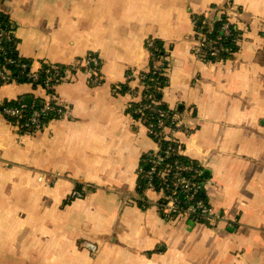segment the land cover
<instances>
[{
	"label": "crops",
	"instance_id": "crops-1",
	"mask_svg": "<svg viewBox=\"0 0 264 264\" xmlns=\"http://www.w3.org/2000/svg\"><path fill=\"white\" fill-rule=\"evenodd\" d=\"M225 2L238 49L205 62L191 19ZM0 17L23 63L65 67L51 92L0 79V264H264V0H0ZM148 39L165 48L161 102L186 114L181 155L202 168L213 224L166 220L143 187L154 142L131 90ZM29 100L65 114L28 134L3 109Z\"/></svg>",
	"mask_w": 264,
	"mask_h": 264
},
{
	"label": "built area",
	"instance_id": "built-area-1",
	"mask_svg": "<svg viewBox=\"0 0 264 264\" xmlns=\"http://www.w3.org/2000/svg\"><path fill=\"white\" fill-rule=\"evenodd\" d=\"M221 15H225L226 19L221 26L218 27L220 31L219 36H215L213 40H206L201 32L194 31L193 36V53L201 60L209 50L210 56H215L221 50L223 36L230 35V26L235 24L232 17V5L230 2L223 3L218 9L209 11L204 14L202 24H208L210 29L205 34H211L214 29V24L221 21ZM192 25L194 19H191ZM12 37L8 33L0 34V55L4 58L5 63L19 67V73L25 78V81L33 86H41L46 91H53L56 86L61 84L65 76V67L62 64H52L40 67L36 70L28 63L17 64L16 61L6 56L4 45L11 41ZM148 67L147 70L152 72H163L166 70L165 56L158 55V48L154 47L151 39L145 42ZM217 58V57H215ZM82 67L89 75L90 83L93 85L100 84L101 77L99 74L100 62L96 57L86 59L82 63ZM80 66H71L72 72H79ZM140 71L137 74V82L139 87L131 90L136 102L139 106L135 108L134 113L143 121L148 135L154 142V149L146 154V161L150 164L148 169L141 171V177L144 181V186L150 190H160L163 198L159 202L158 207L161 215L166 220L175 218H183L188 222L193 223H211L213 224L214 217L211 215V210L205 198L199 196V192L203 190L204 185L201 180L202 168L194 163L185 164L177 157L181 156V144L178 141L177 134L183 130L185 122V115L177 111L175 108L158 109L153 113L158 114L157 122H148L144 117V111L148 108L147 103L157 105L152 95L148 93L150 86L142 81L144 76ZM0 79L4 82L9 80V76L5 70L0 69ZM65 106L56 102H49L41 107H33L20 103L16 107L4 108V113L11 119L21 122L25 131L30 133H37L43 129L45 118L48 116L61 117L65 114ZM26 111L29 114L26 115ZM169 143V145H164ZM161 154V156H160ZM1 160V157H0ZM167 160L168 162L161 170V162ZM155 174L158 175L161 189H156L153 179ZM79 195V194H78ZM119 233V230L117 231ZM83 247L91 252L92 255L98 253V246L92 242H84Z\"/></svg>",
	"mask_w": 264,
	"mask_h": 264
},
{
	"label": "trees",
	"instance_id": "trees-1",
	"mask_svg": "<svg viewBox=\"0 0 264 264\" xmlns=\"http://www.w3.org/2000/svg\"><path fill=\"white\" fill-rule=\"evenodd\" d=\"M221 18H222L221 21H218L214 24V29H213L214 32L207 35V34H205V32H207L210 29V27L208 24H202V20L204 19L203 15L193 16L194 31L203 33L206 40H213V39H215V36L220 35V31H218L217 29L219 26L222 25V23H224L226 16L221 15ZM5 21L6 20L4 18L0 17V34L4 33V32L5 33L8 32ZM239 32L240 31L236 28V26L232 24L230 26V35L228 37L223 36V38H222V46L224 47V50H221L215 56H210L209 50H206V54L203 57V61L215 63L218 61L225 62L227 60L233 59V57H234L233 54L235 53V51H237V49H238L237 44L240 41ZM9 35H10V33H9ZM151 40L154 44V47L158 48V52H157L158 55L164 57L166 51L162 45V42L159 41L158 39H151ZM15 43H16V40L12 37L11 41L6 42V44L4 45V51H5L7 57L14 59L16 61V63L19 65V64L26 62V61L20 60L17 57ZM215 57H217V58H215ZM0 69H2V70L4 69L5 73L9 76V80L7 82L14 81V78L15 79L17 78V80H15V81L26 82L25 78L22 77L19 73L21 71L19 69V67L5 63L4 58L1 55H0ZM99 70H100V68H99ZM164 72H163V74H161L160 71L159 72H152L151 70H146V71H143V73H142V76H144L142 81L145 83V85L148 84L150 86L148 93L152 95V98L155 99V102L157 103V105H152L151 103H147L148 108L144 111V113H145L144 117L147 118L148 122H153V123L157 122V120L159 118L158 114H156V112L153 113L152 111H150V109H153L154 111H156L158 109L170 108L167 105H165L163 102H161L162 95L160 93V90H162L164 87L167 86V78L165 77ZM121 88L123 91H125V89H127V86L121 85ZM128 90H129V87H128L127 91ZM28 104H34V107H40V106H38L39 105L38 102L32 103L29 100ZM131 106H133L132 109L134 111L135 108H137L139 106V102H135ZM28 114H29V111H26V115H28ZM135 116H137V115L135 114ZM51 117H54V116L53 115L48 116L45 118L44 121L48 120ZM164 145H169V143H164ZM160 156H161V154H160ZM177 158L185 164L192 163L191 160L187 159L186 157H184L182 155L178 156ZM167 162H168L167 160H163L161 162L162 166L158 169V171L161 170ZM149 166H150V164L146 161V163L144 165L145 169H148ZM201 180L203 181V179H201ZM153 182H154V184H156V189H161L160 188L161 184L159 182V178H158L157 174H155ZM158 191H160V190H158ZM204 193L205 192L203 189L199 192V196L201 198H204V196H205Z\"/></svg>",
	"mask_w": 264,
	"mask_h": 264
},
{
	"label": "rangeland",
	"instance_id": "rangeland-1",
	"mask_svg": "<svg viewBox=\"0 0 264 264\" xmlns=\"http://www.w3.org/2000/svg\"><path fill=\"white\" fill-rule=\"evenodd\" d=\"M262 85H263V87H264V79L262 80ZM262 106H264V91L262 92ZM189 120V119H188ZM187 120V121H188ZM189 123H190V121H189Z\"/></svg>",
	"mask_w": 264,
	"mask_h": 264
},
{
	"label": "water",
	"instance_id": "water-1",
	"mask_svg": "<svg viewBox=\"0 0 264 264\" xmlns=\"http://www.w3.org/2000/svg\"><path fill=\"white\" fill-rule=\"evenodd\" d=\"M203 173H208V170H204V172ZM204 177V176H203ZM206 178V177H205Z\"/></svg>",
	"mask_w": 264,
	"mask_h": 264
}]
</instances>
